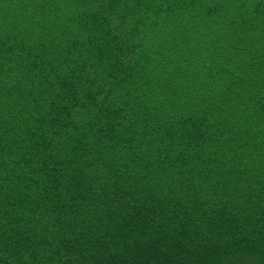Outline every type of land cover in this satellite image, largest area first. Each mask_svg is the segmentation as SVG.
<instances>
[{
	"label": "trees",
	"instance_id": "obj_1",
	"mask_svg": "<svg viewBox=\"0 0 264 264\" xmlns=\"http://www.w3.org/2000/svg\"><path fill=\"white\" fill-rule=\"evenodd\" d=\"M235 1L0 0V264H264V0Z\"/></svg>",
	"mask_w": 264,
	"mask_h": 264
},
{
	"label": "rangeland",
	"instance_id": "obj_2",
	"mask_svg": "<svg viewBox=\"0 0 264 264\" xmlns=\"http://www.w3.org/2000/svg\"><path fill=\"white\" fill-rule=\"evenodd\" d=\"M246 186V185H245ZM219 194V193H218ZM219 196L220 195H217V194H215V193H213L212 195H207L206 194V196H204L203 198H204V201L206 202V203H208L209 202V204H210V206H215V203H212L211 201L213 200V201H215V200H217L218 198H219ZM211 198L212 200H210V201H208V198ZM216 202V201H215ZM142 217H144V218H147V216L146 215H143L142 214ZM148 223H150V224H152L153 222L152 221H147ZM164 227V226H163ZM246 229H248V228H246ZM209 230V229H208ZM207 230V232H209ZM210 233H212V231H210ZM203 239H205L204 237H203ZM244 240L246 241V240H250V238H249V236H245V238H244ZM204 241V240H203ZM243 240H241V242H242ZM245 241H243V243H239V244H244L245 243ZM198 241H196L195 243H197ZM224 242V241H223ZM247 242V241H246ZM250 242V241H249ZM210 243V244H209ZM214 244H217V243H215V242H208V243H205L204 245H205V247H208L209 249L210 248H214L213 246H214ZM219 244V243H218ZM246 244H249V243H246ZM216 246V245H215ZM217 246H221L222 248H224V244L223 243H221V245H217ZM237 247H232L231 245L230 246H228L227 247V249L226 250H222V252L221 253H219V254H217V255H214L213 254V256H214V261L211 263V264H245L244 263V260L245 259H243V260H240V259H234V258H231V256H239V255H245L246 253L248 254V253H257V254H261L260 253V249H258L257 247H255V248H249V247H243V245H236ZM232 247V248H231ZM231 248V249H230ZM209 249H207V250H209ZM204 253H202V258H203V260H204ZM210 255H212V254H210ZM262 255V254H261ZM208 257H211V256H208ZM254 257V256H253Z\"/></svg>",
	"mask_w": 264,
	"mask_h": 264
},
{
	"label": "bare ground",
	"instance_id": "obj_3",
	"mask_svg": "<svg viewBox=\"0 0 264 264\" xmlns=\"http://www.w3.org/2000/svg\"><path fill=\"white\" fill-rule=\"evenodd\" d=\"M231 7L233 6V5H236V6H239V1H235V0H231ZM174 46L176 47V43L174 44ZM181 58V57H180ZM183 60V59H182ZM44 88V87H43ZM43 88H41V89H43ZM102 99H108V100H111V98L110 97H101V98H99L98 99V102L100 103V101L102 100ZM245 111H247L248 112V115H246L245 114V123H247L248 125L250 124V125H252L253 124V127H255L256 126V123H258L257 124V128H256V130H258V131H260V132H263L264 133V115H262V114H259L258 113V117L256 116V114H255V116L253 117V110L251 109L252 107H251V105H249V104H246L245 106H243L242 107ZM92 110V109H91ZM93 111V110H92ZM90 113V112H89ZM78 115L80 116V118H84L85 116H87L88 115V112L87 111H84V110H81L80 111V113H78ZM156 116H160L159 115V113L156 115ZM253 118H254V121H252L253 120ZM84 120V119H83ZM245 127V125L243 124L242 125V128H244ZM219 132H221V133H225V132H233V131H235V129L234 128H232V129H229V128H227V130L225 131L224 130V127L222 126V125H220V128H219V130H218ZM193 133V132H192ZM59 134H61V133H59ZM63 135V134H62ZM61 135V136H62ZM134 148H136L135 147V145H134ZM111 148H109V147H106V149L105 150H108V153H110L111 152V154H112V151L110 150ZM126 149L127 148H125L124 150H122V153L124 154V155H128V153L127 152H125L126 151ZM133 163V162H132ZM117 187H116V185L115 184H110L108 187H107V189L105 190V192L103 193V192H99L97 195H96V198H98L99 200H101L102 198H105V196H107L108 197V199L107 200H110V199H112L111 197H113V195L114 194H111L112 192L113 193H115V192H117ZM111 192V193H110ZM112 195L111 197H110V195ZM260 220H258V221H262L263 219H264V215L263 216H260V218H259ZM259 224H261V223H259Z\"/></svg>",
	"mask_w": 264,
	"mask_h": 264
}]
</instances>
